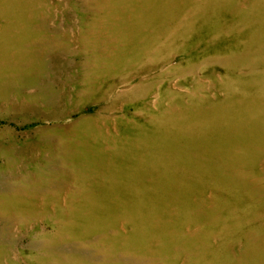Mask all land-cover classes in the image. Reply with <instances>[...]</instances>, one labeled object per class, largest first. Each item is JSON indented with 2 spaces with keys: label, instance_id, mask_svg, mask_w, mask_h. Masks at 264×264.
I'll return each mask as SVG.
<instances>
[{
  "label": "rangeland",
  "instance_id": "374dc122",
  "mask_svg": "<svg viewBox=\"0 0 264 264\" xmlns=\"http://www.w3.org/2000/svg\"><path fill=\"white\" fill-rule=\"evenodd\" d=\"M0 264H264V0H0Z\"/></svg>",
  "mask_w": 264,
  "mask_h": 264
}]
</instances>
